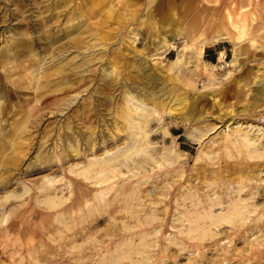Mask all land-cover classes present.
I'll return each mask as SVG.
<instances>
[{"label":"rangeland","instance_id":"rangeland-1","mask_svg":"<svg viewBox=\"0 0 264 264\" xmlns=\"http://www.w3.org/2000/svg\"><path fill=\"white\" fill-rule=\"evenodd\" d=\"M105 1L0 0V264H264V0ZM54 59L77 83L35 90Z\"/></svg>","mask_w":264,"mask_h":264},{"label":"bare ground","instance_id":"bare-ground-1","mask_svg":"<svg viewBox=\"0 0 264 264\" xmlns=\"http://www.w3.org/2000/svg\"><path fill=\"white\" fill-rule=\"evenodd\" d=\"M97 1H99V0H97ZM93 2H95V1H93ZM102 5V4H101ZM100 6V5H99ZM103 11H104V15L106 16V17H109V16H111L110 15V13H112V9L113 8H111V5H110V3H109V1H105L104 2V4H103ZM100 10V9H99ZM149 13V12H148ZM75 27V26H74ZM91 27V26H90ZM88 31V30H87ZM93 31V30H92ZM84 32V31H83ZM88 32H91V31H88ZM85 34V33H84ZM95 34V33H94ZM88 36H89V34H87ZM87 35H85L86 37H88ZM84 36V35H83ZM98 36H100L101 37V35H98ZM85 37V38H86ZM57 38V37H56ZM94 39H96L95 37H93ZM92 38V39H93ZM99 38V37H98ZM96 39V40H99V39ZM102 38V37H101ZM103 39V38H102ZM88 39H86V41H87ZM21 41V40H20ZM84 41V40H83ZM105 42H106V40H104ZM122 41V40H121ZM95 42V41H94ZM99 42V41H98ZM100 42H102V40L100 41ZM104 42V43H105ZM166 39L163 37V43H165L166 44ZM83 43H85V42H83ZM76 44V43H75ZM82 45V44H81ZM100 45V44H99ZM10 46V45H9ZM70 46H72V45H70ZM89 46V45H88ZM104 46V44H102V46L101 47H103ZM86 47H87V45H86ZM91 47V46H90ZM105 47H106V45H105ZM108 47V46H107ZM89 48V47H88ZM93 48H95V45H94V47ZM92 48V51L94 50ZM119 48V47H118ZM77 49V48H76ZM87 49V48H86ZM122 49V48H121ZM120 49V50H121ZM61 50V49H60ZM123 51H124V49H122ZM127 50V49H126ZM77 51V50H76ZM88 51V50H87ZM97 51V50H96ZM55 51H53L52 53H54ZM57 53H59L58 51H56ZM62 52V51H61ZM75 53V52H74ZM77 53V52H76ZM86 53V52H85ZM95 52H93V54H94ZM121 53L123 54L124 52H122L121 51ZM60 54V53H59ZM64 54V53H63ZM112 54V53H111ZM15 56H19L20 55V53L19 52H15V54H14ZM55 55V54H54ZM53 55V56H54ZM73 55V54H72ZM75 55V54H74ZM59 56V55H58ZM69 56V55H68ZM93 56V55H92ZM94 56H95V54H94ZM99 56V55H98ZM2 57H4L3 59H2V61H4L5 63H7V61L12 57V56H10L9 55V53L7 54V52H6V54H4ZM33 57V56H32ZM49 57V56H48ZM76 57V56H75ZM118 57H119V55H118ZM132 57V56H131ZM53 58V57H52ZM51 58V59H52ZM55 58V57H54ZM81 58V57H80ZM87 58V57H86ZM95 58V57H94ZM28 59V58H27ZM32 59V58H31ZM63 59H64V57H63ZM67 59V58H66ZM72 59V58H71ZM85 59V58H84ZM110 58H108V60H109ZM112 59V58H111ZM110 59V60H111ZM116 59V58H115ZM125 59V58H124ZM14 60V59H13ZM73 60V59H72ZM72 60H70V61H72ZM88 60V59H87ZM93 60V59H92ZM95 60V59H94ZM108 60H106V61H108ZM110 60H109V62H110ZM114 60V59H113ZM141 60V59H140ZM62 59H59L58 61H57V59H56V61H55V59H54V65H56L52 70L51 69H49V70H44L43 71V66H42V70H40L39 72H38V70H37V74L36 75H34V74H32L31 76H30V80L32 79V77H33V79H35L36 81H38L39 80V78L40 77H43V78H45V82H39L38 84H37V87L36 88H34L35 90H38V89H45V90H50V88L51 87H54L55 89L54 90H62L63 89V87H66L67 85H73V84H76L77 83V78L76 77H71V74H73L74 76H76V74H77V67H79V64H78V62L77 63H72L73 65L71 66V67H68L67 68V66H63L62 64ZM67 61V60H66ZM66 61H64V62H66ZM75 61V60H74ZM84 62V61H83ZM85 62H87L86 61V59H85ZM89 62V61H88ZM88 62L86 63V64H88ZM95 62V61H94ZM104 62V61H103ZM108 62V63H109ZM67 63V62H66ZM80 63V62H79ZM113 63V62H112ZM45 64V63H44ZM68 64H69V62H68ZM67 64V65H68ZM81 64V63H80ZM85 64V63H84ZM84 64H83V66H84ZM85 64V65H86ZM107 64V63H106ZM111 64V63H110ZM114 64H116V62L114 61ZM113 64V65H114ZM34 65H36L35 64V61L34 60H30L27 64H24V63H18V65L17 66H19V68H21V69H23V70H32V71H34V70H36L35 68L34 69H31V67H33ZM53 65V66H54ZM117 65V64H116ZM127 65V64H126ZM125 65V67H127ZM81 67H82V65H80ZM88 66V65H87ZM129 66V65H128ZM67 69H66V68ZM80 67V68H81ZM85 67V66H84ZM112 67V66H111ZM114 67H116L115 65H114ZM132 67V66H131ZM15 68H16V66H15ZM40 68V67H39ZM88 68V67H87ZM130 68V67H129ZM155 68V67H154ZM48 69V68H47ZM30 70H29V73L28 74H30ZM80 70V69H79ZM86 70V69H85ZM113 70H116V68H113L112 67V70H111V72L113 71ZM124 70V69H123ZM130 70L131 69H127L125 72H126V74L127 73H130ZM139 70V69H138ZM19 71V70H18ZM120 71V70H119ZM122 71V70H121ZM132 71V70H131ZM10 72V71H9ZM12 72V71H11ZM14 72V71H13ZM79 72V71H78ZM86 72V71H85ZM105 72V71H104ZM110 72V73H111ZM115 72V71H114ZM124 72V73H125ZM20 73H22V72H20ZM81 73V72H80ZM83 73V72H82ZM166 73V72H165ZM26 74V73H25ZM106 74H108V73H106ZM118 74H121V72L120 73H118ZM168 74V73H167ZM22 75V74H21ZM54 75V77H51V76H53ZM72 75V76H73ZM90 75V74H89ZM123 75H125V74H123ZM170 75V74H169ZM77 76H79V73H78V75ZM83 76V75H82ZM129 76V75H128ZM166 76V75H165ZM171 76V75H170ZM14 77V76H13ZM101 77V76H100ZM141 77V76H140ZM173 77V76H172ZM27 78H28V76H27ZM42 78V79H43ZM82 77H80V79H81ZM84 78V77H83ZM129 79L128 80H130V77H128ZM132 78H134V79H136L137 78V73H136V75H133V77ZM167 78H171V77H167ZM166 78V79H167ZM41 79V78H40ZM133 80V79H132ZM152 80V79H151ZM33 81V80H32ZM44 81V80H43ZM84 81V80H83ZM134 81V80H133ZM162 81V80H161ZM167 81V80H166ZM84 83V82H83ZM86 83V82H85ZM32 84H35V83H32ZM153 84V83H152ZM151 84V85H152ZM34 86V85H33ZM33 86H32V89H33ZM173 86V85H172ZM85 87L86 86H84V89H85ZM75 89H76V87H74ZM173 88V87H172ZM75 89H73V90H75ZM53 90V91H54ZM71 90V89H70ZM73 90H71V91H73ZM90 90V89H89ZM122 90V89H121ZM170 90V89H169ZM258 90V89H257ZM260 90V89H259ZM64 91V90H63ZM67 91V90H66ZM76 91V90H75ZM91 91V90H90ZM256 91V90H255ZM255 91H253V92H255ZM9 92V91H8ZM33 92V91H32ZM38 92V91H37ZM43 92V91H42ZM77 92V91H76ZM124 92V91H123ZM167 92V91H166ZM57 93V92H56ZM63 93H65V92H63ZM69 93V92H68ZM257 93V92H256ZM255 93V94H256ZM5 94V93H4ZM67 94V93H66ZM78 94V93H77ZM134 94V93H133ZM168 94H170V93H168ZM125 95H127V94H125ZM171 95V94H170ZM257 95H258V97L260 98V99H262L263 100V96H264V89H261L260 91H258V93H257ZM67 96V95H66ZM69 96V95H68ZM71 96V95H70ZM39 97V96H38ZM62 97V96H61ZM61 97H59L60 98V101H61ZM65 97V96H64ZM35 98V97H34ZM127 98H128V96H127ZM129 98H131V97H129ZM128 98V99H129ZM136 98V97H135ZM134 98V99H135ZM256 98V97H255ZM54 99V98H53ZM68 99V98H67ZM145 99V98H144ZM147 100L149 101V102H152L153 103V106L152 107H154L155 106V102L153 101V99H152V97H148L147 96ZM146 100V101H147ZM62 101H63V99H62ZM137 101V100H136ZM139 101V100H138ZM147 101V102H148ZM259 101V100H258ZM143 102V101H142ZM146 102V103H147ZM262 102V101H261ZM54 103H55V101H54ZM139 103V102H138ZM140 104V103H139ZM214 104V103H213ZM137 105V104H136ZM262 105H263V103H262ZM29 106V105H28ZM65 106V105H64ZM120 106V105H119ZM187 106V105H186ZM185 106V107H186ZM260 106V105H259ZM264 106V105H263ZM126 107H128V106H126ZM171 107V106H170ZM183 107V106H182ZM190 107V106H189ZM188 107V108H189ZM9 110V109H8ZM134 110V109H133ZM140 110V109H139ZM28 111V110H27ZM130 111L131 110H128L127 108H122L120 111H118L119 112V116L121 117V118H123L124 120L123 121H127L128 120V118H129V116H131L132 114H130ZM5 112V111H4ZM39 112V111H38ZM136 112V111H135ZM163 112V111H162ZM133 116V115H132ZM161 116V115H160ZM261 116V115H260ZM259 116V117H260ZM133 118H136V116L135 117H133ZM132 118V119H133ZM28 119V118H27ZM131 119V120H132ZM137 119V118H136ZM135 120V119H134ZM136 121V120H135ZM120 122V121H119ZM132 122H134V121H132ZM118 123V122H117ZM136 122H134V125H136L135 124ZM8 124V123H7ZM25 125H26V121H25V123H24ZM113 124V123H112ZM22 125V124H21ZM138 125V124H137ZM70 126V125H69ZM117 126V125H116ZM90 127V126H89ZM118 127V126H117ZM116 127V128H117ZM121 127V126H120ZM135 127L136 126H133V128L135 129ZM138 127V126H137ZM27 128V127H26ZM59 128V127H58ZM91 128V127H90ZM124 128V127H123ZM83 129V128H82ZM120 129V128H119ZM122 129V128H121ZM137 129V128H136ZM135 129V130H136ZM19 130H20V128H19ZM253 130V129H252ZM262 130V129H261ZM85 131V130H84ZM96 131V130H95ZM264 131V130H263ZM19 132V131H18ZM75 132V131H74ZM135 132V131H134ZM16 133V132H15ZM20 133V132H19ZM21 134V133H20ZM61 134V133H60ZM82 134V133H81ZM14 136V135H13ZM80 136V135H79ZM94 136V135H93ZM110 136V135H109ZM243 137H242V139H240V143H239V145L240 146H243V145H245L246 147L250 144V142H253V140L252 141H250V138H248L247 137V133H243V135H242ZM22 137V136H21ZM66 137V136H65ZM98 139V138H97ZM124 139H125V137H124ZM74 140V139H73ZM100 140V139H99ZM139 140H141V139H139ZM238 140V139H237ZM16 141H17V139H16ZM120 141V140H119ZM14 142V141H13ZM113 142V141H112ZM149 142V141H148ZM232 142V141H231ZM68 143V142H67ZM120 143V142H119ZM138 143V142H137ZM118 144V143H117ZM146 144V143H145ZM233 144L235 145L236 144V142H233ZM19 145V144H18ZM76 145V144H75ZM83 145V144H82ZM91 145H92V143H91ZM138 145V144H137ZM141 145H143L142 144V141H140L139 142V146H141ZM173 145V144H172ZM80 146V145H79ZM21 147V146H20ZM149 147V146H148ZM17 148H18V146H17ZM16 148V149H17ZM151 148V147H150ZM106 149V148H105ZM108 149V148H107ZM19 150V149H18ZM2 151V150H1ZM91 151V150H90ZM248 151H250L249 149H247V155H246V159L245 160H247V159H251V158H254L255 156H259V155H261L260 153H257V155L256 154H250V152L248 153ZM262 151H264V150H262ZM39 152V151H38ZM107 152V151H106ZM146 152V151H145ZM173 152V151H172ZM226 152V151H225ZM230 152V151H229ZM241 152V151H240ZM108 153V152H107ZM243 153V152H242ZM80 154V153H79ZM232 154V153H231ZM238 154V153H237ZM245 154V153H244ZM5 155V154H4ZM8 155V154H7ZM14 154H12V156H13ZM110 155V154H109ZM138 155V154H137ZM15 156V155H14ZM90 156V155H89ZM229 156V155H228ZM103 157V156H102ZM243 157H245L244 155H243ZM104 158V157H103ZM106 158V157H105ZM181 158V157H180ZM237 158V157H236ZM15 158H12V161L14 160ZM239 160V159H238ZM16 161V160H15ZM224 161V160H223ZM237 161V160H236ZM80 162V161H79ZM91 162H93V161H91ZM96 162V161H95ZM225 162V161H224ZM246 162V161H245ZM13 163V162H12ZM64 163V162H63ZM217 163V162H216ZM242 163V162H241ZM93 164H95V163H93ZM235 164H237V162L235 163ZM244 165L239 169V170H241V172H242V174H236V177L237 178H239V181L236 183L237 184V186H236V193H239V191L241 190V189H243V187H244V183H245V181H247L248 179H250V178H253L254 176H253V173H255V172H253V170L251 171V161H250V163L248 162V160H247V164H245V163H243ZM92 165V164H91ZM239 165V164H238ZM101 167V166H100ZM106 167H107V165H106ZM108 168V167H107ZM232 168V167H231ZM231 168H229V169H231ZM236 167H234V169H235ZM239 168V167H238ZM248 168H249V170H248ZM108 169H111V167L110 168H108ZM108 169H107V171H108ZM234 169H233V171H234ZM1 170V169H0ZM88 170V169H87ZM90 170H91V168H90ZM101 170V169H100ZM99 170V171H100ZM104 170V169H103ZM103 170H101V171H103ZM165 170V169H164ZM213 170V169H212ZM228 170V169H227ZM248 170V171H247ZM82 171H84V170H82ZM92 171V170H91ZM105 171H106V169H105ZM107 171H106V173H107ZM200 171H202V169L200 170ZM230 171V170H229ZM255 171V170H254ZM260 171V170H259ZM8 172V171H7ZM98 172V171H97ZM109 172V171H108ZM215 172H216V170H215ZM231 172V171H230ZM258 172V171H257ZM101 173H103V172H101ZM105 173V172H104ZM244 173V174H243ZM95 174H97L96 173V171H95ZM215 174V173H214ZM104 175V174H103ZM211 175V174H210ZM219 175V174H218ZM221 175V174H220ZM219 175V177H222V176H220ZM86 176V175H85ZM105 176H106V174H105ZM214 176V175H213ZM93 177V176H92ZM199 177V176H198ZM204 177V176H203ZM228 177V176H227ZM124 178V177H123ZM224 178H226V177H223V178H219V181L220 182H224V183H226V185L227 184H229V183H231L228 179H231V181L232 180H234L235 179V177L234 176H230V177H228V178H226V179H224ZM232 178H234V179H232ZM103 178L100 176L99 178H98V182H101V180H102ZM216 179H217V177H216ZM201 180V179H200ZM203 181V179L200 181V182H202ZM2 182V181H1ZM0 182V183H1ZM95 183V182H94ZM97 184V183H96ZM108 184V183H107ZM218 184V183H217ZM223 184V183H222ZM235 185V184H234ZM109 188H110V186H109ZM212 188V187H211ZM109 190V189H108ZM230 190V189H229ZM216 191V190H215ZM107 192V191H106ZM230 192V191H229ZM159 193V192H158ZM213 193V192H212ZM219 193V192H218ZM217 193V194H218ZM221 193V192H220ZM234 193V192H233ZM213 194H215V193H213ZM156 195V194H155ZM207 195V194H206ZM223 195V194H222ZM231 195V194H230ZM241 195V194H240ZM19 196V195H18ZM212 196V195H211ZM46 197V196H45ZM209 197V196H208ZM207 197V198H208ZM237 197V196H236ZM236 197H231V198H229V200L227 201V203H226V205L224 206V208H225V210H223V211H220V212H217V213H215L214 215H212L211 213V211L209 210L207 213H205L204 215H202V218H206L207 219V217L209 218V219H207L206 221H208V223L210 222V225L211 224H214V225H219V224H221V223H223V222H231V221H233V219L235 218V217H238L240 214H241V210H242V208H243V204L242 203H240V199L241 198H236ZM213 198V197H212ZM215 198H216V196H215ZM101 199V198H100ZM210 199V198H209ZM151 200V199H150ZM148 201V200H147ZM205 201V200H204ZM213 201H215V200H213ZM101 202V201H100ZM147 203V202H146ZM209 203H210V201H209ZM219 203L220 202H213L212 203V205L213 204H215V205H219ZM224 203V202H223ZM211 204V203H210ZM222 205V204H221ZM201 206H204V205H201ZM210 206V205H209ZM214 206V205H213ZM207 207V206H206ZM214 208V207H213ZM113 210V209H112ZM146 210V209H145ZM159 210V209H158ZM160 210H161V208H160ZM194 210V209H193ZM207 210H208V208H207ZM211 210H213V209H211ZM56 211V210H55ZM64 211V210H63ZM196 211V210H195ZM198 212V211H197ZM62 213V212H61ZM185 213H186V211H185ZM189 213V212H188ZM51 214V213H50ZM59 214H60V211H59ZM191 214V213H190ZM200 214H202V213H200ZM111 215V214H110ZM152 215V214H151ZM185 215V214H184ZM194 215H195V213H194ZM199 214H197V216H198ZM48 216V215H47ZM200 216V215H199ZM199 216L198 217H196V220H204V219H200L199 218ZM153 217H154V215H153ZM152 217V218H153ZM189 218H191V217H189ZM188 219V218H187ZM255 221H257V220H255ZM196 222V221H195ZM191 223V222H190ZM201 223V222H200ZM203 224L205 223V222H202ZM192 224H194L193 222H192ZM203 224L202 225H198V229H196L197 230V232H198V230L200 231V233L202 232V234L204 233V236L206 235V231H205V229L206 230H208V226H206L205 224H204V228H203ZM236 224V223H235ZM238 224V223H237ZM197 225V224H196ZM196 225H194L195 227H196ZM208 225V224H207ZM209 225V226H210ZM213 225V226H214ZM240 225V224H239ZM190 226V225H189ZM194 226H192L191 227V229L194 227ZM232 226V225H231ZM250 226V225H249ZM264 226V220H262L261 221V224H258V230L259 229H261V232H262V234L264 235V227L262 228V227ZM233 227V226H232ZM257 227V226H256ZM252 229H253V227H251ZM250 228V229H251ZM190 229V230H191ZM195 228H193L192 229V232L193 231H196V230H194ZM219 229H222V228H219ZM219 229H218V232H219ZM249 230V229H248ZM224 232V231H223ZM234 232V231H233ZM242 232H243V230H242ZM241 232V233H242ZM251 232V231H250ZM254 232V231H253ZM194 233V232H193ZM196 233V232H195ZM220 233V232H219ZM240 232H238V234H239ZM246 233V232H245ZM210 234V233H209ZM227 234V233H226ZM195 235V234H194ZM199 235V234H198ZM198 235H196V236H198ZM208 235V234H207ZM201 236V235H200ZM199 236V237H200ZM239 236V235H238ZM243 236V235H242ZM203 237V236H202ZM226 237H229L228 235H226ZM244 238H245V236H243ZM214 238V237H213ZM217 238V237H216ZM214 239V240H216V241H214L213 243H214V245H215V247L214 248H216V246H217V244H218V242H217V239ZM241 238V237H240ZM229 239V238H228ZM206 240V239H205ZM239 240V239H238ZM245 240V239H244ZM210 241V240H209ZM229 241V240H228ZM149 242V241H148ZM215 242H217V243H215ZM231 242V241H230ZM212 243V242H211ZM210 243V244H211ZM197 244V243H196ZM201 244H203V243H201ZM209 244V243H208ZM234 244V243H233ZM198 245V244H197ZM204 245V244H203ZM131 246V245H130ZM133 246V245H132ZM192 246V245H191ZM194 246V245H193ZM196 246V245H195ZM205 246V245H204ZM226 246V245H225ZM137 247V246H136ZM199 247V246H198ZM210 247H211V245H210ZM219 247V246H218ZM197 248V247H196ZM204 248V247H203ZM132 249V248H131ZM220 249V248H219ZM221 250H222V248H221ZM233 250V249H232ZM232 250H230V251H232ZM242 250H245V249H242ZM130 251V250H129ZM160 251V250H159ZM199 251H202V250H200L199 249ZM214 251H215V249H214ZM132 252V251H131ZM162 252V251H161ZM216 252V251H215ZM214 252V253H215ZM220 252V251H219ZM223 252V251H222ZM242 253H243V251H242ZM163 254V253H162ZM167 254V253H166ZM121 255V254H120ZM169 254H167V256H168ZM221 255V254H220ZM166 256V257H167ZM199 256V255H198ZM251 256H253V255H251ZM121 257H123V255L121 256ZM130 257V256H129ZM169 257V256H168ZM205 257V256H204ZM213 257V256H212ZM215 257V256H214ZM159 259V258H158ZM220 259V258H219ZM223 259V258H222ZM168 260V259H167ZM199 260V259H198ZM197 260V261H198ZM210 262H212L210 259H208ZM245 260H247V259H245ZM194 261V260H193ZM208 261V262H209ZM162 262V261H161ZM196 262V261H195ZM209 262V263H210ZM214 262V261H213ZM212 262V263H213ZM218 262V261H217ZM255 262V261H254ZM117 263V262H116ZM123 263H125V261L123 262ZM122 263V264H123ZM208 263V264H209ZM105 264V263H104ZM213 264H215V262L213 263ZM256 264V263H255Z\"/></svg>","mask_w":264,"mask_h":264}]
</instances>
